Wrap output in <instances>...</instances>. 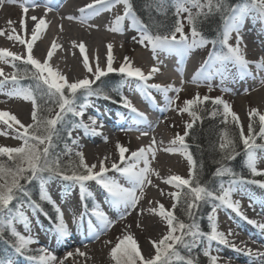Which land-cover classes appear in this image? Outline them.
Instances as JSON below:
<instances>
[{
    "label": "snow or ice",
    "instance_id": "6c2138e0",
    "mask_svg": "<svg viewBox=\"0 0 264 264\" xmlns=\"http://www.w3.org/2000/svg\"><path fill=\"white\" fill-rule=\"evenodd\" d=\"M9 2H12V0H9ZM118 3L124 5V14L115 18L109 30L112 32L120 31L123 21L126 18H131L133 24L137 26L140 32L139 42L151 49L154 58L160 52L186 54L192 49L207 43L215 45L219 42L222 45L221 53L209 54V59L204 62L197 77L193 78V83H197L198 79L208 81L214 73L223 75L222 69L228 63H234L242 70H247L249 61L244 58V54L238 46L240 38L237 37V46H232L229 43L231 34L239 32L243 18L250 13L255 12L258 18L264 22V0H242V3L235 7L226 6L225 0H173L177 19L174 27L166 34H153L147 25L139 21L132 10L130 0H92V3L79 9L81 13L80 22L86 23L92 15H98L101 9L110 11ZM20 7L23 12L26 13L28 11L26 5L21 4ZM45 7L46 11L51 10L49 6L46 5ZM184 13H187V16L182 19L181 17ZM214 13H222L223 31L220 34L219 41H208L202 35L198 25L202 22L201 17L207 19ZM31 19L35 21L36 17L33 16ZM67 19L74 20L76 18L69 16ZM185 21L190 27V34H186L184 31ZM45 27V21L41 18L32 29L31 39L28 41L22 39L20 35L9 34V40L18 41L20 44L25 45L28 53L26 57L14 54L8 49L0 48V63L10 64L14 70L10 76L14 90L6 94L9 97L14 96L26 102L30 101L32 105V122L27 125L21 123L15 115L7 111H0V123L11 129L15 133L14 138L21 142L16 147H0V158H7L6 161L0 159V217H3V222L0 223V239H3L5 232L10 233L15 238L12 247L20 255H25L28 251V246L34 241L15 229L14 224L17 219L23 221L25 229L29 227V223L27 217L20 212L19 207L16 208L17 215H11L13 201L17 200L22 194L29 198V206L31 208L43 212V208L38 202L31 201L30 194L26 188L27 184L32 183L34 180L40 182V200L53 204L58 213L56 231L61 236H66L68 230L63 221V215L59 207L55 206V203L51 201L45 191L46 180L56 177L72 184H77L80 186L82 193L85 191L86 182L95 181L107 192L114 206L127 211L137 206V203L143 197L146 184L151 183L149 177L156 174L150 168L151 161L149 159V154H151L153 159L155 158L154 140L149 147H142L137 151H132L129 156L125 155L129 152V149L117 143L116 149L120 163L124 165L123 167L113 163L111 169H108L104 161L101 160L98 171H94L97 165L92 164L89 166L85 162L84 154L81 151L75 152V156L78 158L77 162L70 161L67 166L61 163L59 154L54 152L59 126L64 123L69 113L74 117H83L84 109L87 107L86 104L78 105L76 103L77 94L80 93L86 97L101 95L100 90L94 88L93 85L108 73L116 72L124 78L134 79L143 83L151 79V73L146 76L140 68L133 67L128 62V57L124 58L125 63L121 64L119 68H114L111 45H108L109 53L106 68L96 66L93 69L90 67L88 57L85 55V46L81 43L80 53L83 56V67L92 76L91 78L86 77L70 82L65 75L50 66L48 59L41 62L34 58L33 44L39 38L38 32ZM20 28L21 30L25 28L23 18L20 20ZM0 35H3V33H0ZM56 47L57 45H52V48L47 53L48 58L52 57ZM223 49H227V51L225 52ZM17 61L25 67L20 68L16 63ZM29 65L31 68L27 67ZM257 67H261V65H257ZM156 71L158 69H152L153 73ZM3 75V72L0 71V76ZM25 79L32 80L33 85L28 88L21 86L19 82ZM8 82V76L0 79V91H3ZM151 87H155L165 94L170 90L179 92V89L161 88L159 85H151ZM105 98L108 97L105 96ZM122 99H124V107L136 113L141 119H145L143 113H139L125 98L122 97ZM208 100L209 97L205 96L202 98L197 94L192 99L184 101V107L181 111L187 112L192 116L193 123H188L185 126L183 135L178 134L175 136L171 141L173 147L164 149V151L170 153L179 152L189 165L187 178L180 175H171L164 181V183L176 189V191L170 193L173 199L172 208L166 209L163 205H157V208L153 210L157 216L166 222V235H163L159 240L151 241L154 254L150 257L142 255L138 242L132 234L123 235L118 238L109 253L114 264H197V261L192 257L183 256L181 249L190 252L194 247L203 244L205 240L231 247L235 251H243V249L232 243L225 233L218 230L215 213L217 207L222 206L231 209L243 219H247L240 212L239 202L232 199L234 191L239 190V186L242 184H256L260 188H264V180L247 179L237 174L228 164V162L235 160L241 155L238 149L242 145L243 155L246 157L245 166L250 175L252 177H264V170H260L257 167V153L258 151H264V114H260L255 108L251 109L248 113L249 123L247 133H245L238 115L232 111L231 106L220 98L212 100L214 105L222 106L223 120L221 123L225 125L220 133L218 148L220 158L215 161L219 166L213 173L214 178H219V187L218 189H212L208 184L201 182L200 172L202 171V165H197L192 154L188 151L186 143L189 130L193 128L194 122L202 119L198 115L201 111V106ZM173 103H175V99L170 98L168 100L169 106ZM53 112L54 115H51ZM217 114L219 113H212L213 116ZM257 118L259 121L258 131L256 130ZM89 119L90 123L81 121L79 124H75L74 128H83L86 133L97 134L95 128L96 120L94 118ZM229 122L234 125L235 129L239 130L238 137L234 131L227 127ZM74 128L68 129L67 135L72 144L77 145L78 141L72 137ZM143 134L146 135L147 133ZM0 135H8V133L4 132L0 133ZM65 148L67 150L65 154H69L71 150L68 149L67 144H65ZM127 161L132 162L127 163ZM141 163L143 167H140ZM110 170L120 173L128 181L130 187H125L118 183L117 180L109 177L107 173ZM225 177L228 178L226 182L224 180ZM208 202L219 203L214 205L212 213L208 216L210 231L203 232L196 222V210L201 203ZM177 206H182V210L190 222L180 220L176 216L175 209ZM5 213H8V215L5 216ZM92 214L101 221L104 231L112 226V221L97 207L92 209ZM120 218L123 219V215ZM248 223L256 225V221L253 220H248ZM257 226L264 230V224ZM105 243L109 242L106 241ZM41 251L43 253V250ZM75 254L79 256L85 255L79 249L76 250ZM203 254L208 257L209 264H218L219 257L212 255L207 248ZM246 254L264 257V253H253L251 249ZM73 255L72 252H68L65 259ZM27 258L29 260L36 259L34 256H28ZM39 259L41 264H55L57 257L50 253H43ZM0 264H6V262L0 259ZM60 264H63V261Z\"/></svg>",
    "mask_w": 264,
    "mask_h": 264
},
{
    "label": "rangeland",
    "instance_id": "374dc122",
    "mask_svg": "<svg viewBox=\"0 0 264 264\" xmlns=\"http://www.w3.org/2000/svg\"><path fill=\"white\" fill-rule=\"evenodd\" d=\"M7 1L8 0H0V28H1L0 33H3V35H0V48L8 49L9 51L14 53L13 50L9 49L8 46L5 45V44H10V41H7L6 39L3 40L2 37L7 35L6 32L8 31L13 32V30H15L14 32L18 33L19 31L18 21H20L19 15L23 14V12L21 13L22 8L19 6L22 4L23 1L20 2L19 0V4H20L19 6L18 4H11ZM116 8L118 9V16L124 14V5L122 3H118V5H116ZM7 9L16 10L15 13L16 14L18 13L17 22L16 21L13 22L14 19H11L9 17V14H6ZM34 13H37V12L35 10H30L28 13L26 12L25 15L27 16V18H24L26 19L24 21L27 22V19H30ZM49 13H46V12L38 13L37 15L39 16L36 17L37 22L41 18L44 19L45 23L55 21V18L49 17L50 16ZM250 15L258 17V15L255 12L250 13L243 18L241 25L246 23V18L249 17ZM184 17L185 16L182 15V19ZM254 26H256L257 28L258 24H255ZM184 31L186 34H190L189 28L185 27ZM78 32L80 31L78 30L75 32H69V35L67 36L68 40L72 43H75V45L85 42L83 39V35L80 36L81 34ZM89 33H95V32L90 31ZM113 34H114L113 37L117 38V43L115 41L113 42L119 46L118 52L120 54L122 64L125 63V60H124L125 57H128V62L132 63V57L136 53H142V54H145L146 56L150 55V57L154 58L151 49L145 45H142L139 42L140 32L137 26L133 24V21L131 18H126L122 23L121 30L118 32H113ZM239 34H240L239 32L238 33L233 32L231 34V38L229 40V43L231 45L237 46V37L240 38ZM261 37L262 39L260 40ZM261 37L259 38L252 37V38H255L256 41L257 39L259 40V42L257 41L256 43H253L254 46L264 45V35ZM258 43H260V45ZM238 46L243 52L240 42ZM16 48L19 49L17 46ZM98 48L100 50H104L105 49L104 42L102 41L98 42ZM210 50H211V43H207L203 46H199V47L192 49L190 52L186 54H179L176 52H172L171 57L173 59V63L171 62V64H174V65L177 64V65L184 67L186 66L185 64L189 62V58L190 59L194 58L198 67L200 66V70H201V68L203 67L204 61L207 59V56L209 57ZM61 52H63L62 48H61ZM61 52L59 54L57 53V56H61L62 55ZM90 52H91V49L89 48V55H90ZM168 54H171V53H168ZM22 56H23V53H22ZM160 57H167V53H163V52L157 53L155 58L160 59ZM34 58L37 59L38 56L36 55ZM147 61L150 62L149 59H147ZM16 63L18 65H23L19 61H17ZM0 64L4 65V63H0ZM3 65H0V67L1 69L3 68L6 76L9 77V82L6 83L8 85H5L7 87L4 88L3 91H0V95L6 96L8 100V102L6 103L7 105H10L12 109L15 107L23 106L24 111L28 112L29 109L32 108L30 101L26 102L23 99H19L14 96L9 97L6 94L14 90V86L10 81V76L13 72V68L11 66H8L7 64H5L4 66ZM28 67L31 68L30 65ZM237 69H240V72H237L238 71ZM247 70H242L238 65L234 63H229L225 66L224 69H222L223 75L214 73L213 76L208 81L198 79V82H197L198 86H194L192 88L187 87L188 91H191V92L169 91L170 93L167 96H162L161 91L157 90V88L155 87H151V85H159L161 88H164L162 87L161 82H157V81L153 82V81L147 80L146 83H142L141 85V89H144L143 91L145 92L140 90V97L143 98L144 100L140 98L139 101H136L138 102L137 104H134V100H129V99H126V100L134 108L136 107L138 108L144 102L146 103L149 102L150 104H154V103L162 101L163 105L161 108L163 109V113L171 114V119L168 121V123L164 125L162 129L164 130L165 133L170 134L171 141L175 138L176 135L178 134L183 135L185 131V126L188 123H192L193 117L190 116L187 112L181 111V109H183L184 107V101L188 99H192L197 94H199V96L202 98L205 96L209 97V100L207 102L212 103L213 99L220 98L226 103H228L231 106L232 111L238 115L240 122L243 125L244 131L245 133H247V126L249 123L248 113L251 111V109L253 108L257 109L260 114L264 112V106L257 107L255 105L254 98L252 99V94L262 92L264 91V88L262 89L261 87L254 88L252 85L251 86V88L253 87L252 90H250L249 92L243 93L244 89H248L246 87L248 76H249V75H246ZM112 74L114 75L117 74L116 76L120 75L116 72L108 73L107 75H112ZM122 79L125 80L128 78L122 77ZM67 80H70V79L67 78ZM180 81L183 82V80L181 79ZM19 83L21 86L24 87L23 85L24 82L20 81ZM129 83L133 84L134 79H128L126 83L122 85L121 89L124 92L127 90L126 89L127 84ZM24 88H26V85ZM209 88H211V90H209ZM143 93H146L151 96H155L159 99L154 100V101L151 99L148 100ZM166 98L168 99L166 100ZM170 98L175 99V103H173L171 106H169L168 104V100ZM86 100L87 102L85 104L87 105V107L84 109L83 117L72 116L73 123L71 125V128H74V125L79 124L81 121H83L84 123H90L89 118H94L96 120V125L97 124L103 125L104 126L103 130L107 129L111 134H113L111 138H109L108 136H106L105 138L108 140H111V142H114V143H109L108 145L105 143H99V144L97 143V146L101 150L98 156L99 157H103V156L110 157L114 159L113 163H116L119 166L123 167L124 165L120 163V158H119L118 151L116 149V145L117 143H119L122 146H126L128 144L129 138L131 139V137L133 136L132 135L130 137L129 133L122 135V132L124 130L122 129L123 128L122 126H123V123L125 122V119H127L128 117L127 115L124 118L125 113L129 112L130 114L133 112L124 106L117 107L113 103L105 102L103 100H96L93 97H88ZM98 101H100V103ZM146 103L144 104L146 105ZM144 104L140 107L141 108L140 112H144V110L148 109L145 107ZM260 110L261 111L263 110V111L261 112ZM118 111H121L120 113H124V116L123 115L118 116L116 114V112ZM9 113L14 115L13 111ZM51 115H54V112ZM26 117H25V114L16 116V118L21 123L27 125V124H30L32 121L30 120L28 123L26 121ZM99 119H102L104 122L108 123L107 124L108 126L103 124L104 122ZM258 122L259 121L257 118L256 120L257 125H258ZM5 128H6V131L0 128V133L7 132L8 134L9 133L13 134L15 137V133H13L11 129H8L6 125H5ZM145 131H149V129ZM6 136L8 135H0V137H5V138ZM72 137L78 141V144L73 145L67 135V142L68 140H70V144H67V146H68V149H70L71 151L69 154H65L67 151L66 148L64 147L65 145L61 146L60 148L64 152L62 153L63 155L61 157V161H64L65 163H69L70 161H75V159L77 158L75 156V152L81 151L84 154L85 162L89 166H91L92 164L87 162V151H88V148L91 146V144H89L91 143V139H89L88 133H86L83 128H74V130L72 131ZM132 138L136 139L137 137H132ZM157 140L158 139H154L155 143L157 142ZM9 142L10 143L8 145H2L0 147H16V146H19V144L21 143L19 140L15 138L9 140ZM149 142L152 144L153 139H150ZM149 142L146 141L145 145H147V143ZM125 155L128 156V153H126ZM176 155H177V159L181 160L182 162L180 165L181 168L179 170L178 175H180L181 177L187 178L188 171H189L188 162L184 158V156L181 155L179 152H176ZM257 157H258L257 167L260 170H264V151H258ZM99 162L100 160L97 159L96 162L94 163L97 165V168L94 169V171H98ZM131 162L132 161H128L127 163H131ZM140 167H143L142 163L140 164ZM106 168L111 169V165L107 166ZM107 175L117 180V182L120 183L121 185H123L122 184L123 180L127 181L123 176L120 175V173H117L114 170L108 171ZM154 180L158 183L165 185V193H162L159 189H157L153 183H147L144 191L146 193H152V195L154 196L156 201L160 203V205H163L166 209H171L172 204H173V199L170 193L173 191H176V189L166 183H163L161 178L154 177ZM36 182L38 183V187L40 191V182L39 181H36ZM99 186L100 185L97 184L95 181H88L85 184V191L82 193L80 190V186L77 184H72L70 182H67V181H64L62 179H58L55 177L46 180L45 191L47 195L50 197L51 201L53 202L56 201V203L59 205L60 212L63 215V221L65 225L67 226V230H68L67 235L70 233V231H72L70 228L68 229V225H69L71 218L69 217V215L67 216L65 215L64 208L67 203L72 202L73 206L77 209L76 215L78 214L76 216L77 218H75L74 220L78 222L79 225L82 227L84 231L82 232L83 235L85 234L84 235L85 237H90L95 234L96 235L95 238H97V236L99 237L100 235L106 233L105 236L108 235L106 241H108L109 243H104L103 246L106 251H109V253H110L111 248L117 242L118 238H121L123 235L130 233L133 235L136 241L141 244L139 245L138 243V247L140 248L142 255H144L145 257H150L151 255H153L154 249L152 248L151 241L159 240L163 235H166L167 233L166 222L163 221L159 216H157L155 212L153 211L154 209L157 208L156 202L150 203L147 200V198L142 197L137 203V206L134 209H131L130 213L123 216L124 218L122 219V223L119 224L118 227L116 226L117 224H113V226H111V229H114V230L109 234L110 228L104 231L101 221L92 214V210L88 211L89 209L87 205H85L84 203L82 205V202H83L82 199L84 200L90 199L91 205H92L91 209H93L94 207H97L100 211L105 213L107 218L111 221L112 216H113V213L111 212H114L116 206H114L113 203L111 202V198L109 197L107 192L101 186L100 187ZM61 197H63V200L60 199ZM93 197H96L98 200L101 198H104L103 200L104 203L103 202L97 203V206H96L95 200L97 199L94 200ZM232 199L234 201H238L240 204V207L241 206H253L254 204L257 206H255V209H252L253 214L251 215H248L244 213L243 211H240L244 217H247V219H243L240 215H237L234 211H232L229 208L222 207V206L217 207L215 215L217 218L216 222H217L218 230L222 232L223 227L225 226L231 227V229L234 231V235L236 238L239 237V238L247 239L248 235L247 233H245V230L244 232L240 233L239 228H243V229H249V227L258 228L257 225L263 224L262 217L259 215V210H260L261 205H264L263 204L264 188H260L259 186H256L254 184H242L239 186V190L234 191L232 195ZM218 203L219 202L214 203L213 206L211 207L213 208L214 205ZM99 204L101 206H99ZM17 207H19L20 212L23 213L25 217H27L29 227L25 229L24 223L20 219L16 220L14 227L19 233H21L25 237H30L34 242L28 246V251L26 253V256L20 255L16 253L15 250H11L7 248L6 249L7 258H5V260L10 262V264H41L39 257L43 253L51 254L53 244L56 242L55 239L58 240L59 238H64L65 236H61L56 231V227H54V225L51 222H47L45 218L42 215H40L41 214L39 213L40 211L34 210L33 208L29 206V204H26L24 201L20 200L19 197L17 200H14L11 205V208H12L11 215L13 216L17 215L16 213ZM124 213H122V215H124ZM7 215L8 213H5V216ZM133 215L134 216L136 215L135 217L136 220L135 218H133ZM248 220L256 221V225L248 223ZM2 222H3V217H0V223ZM72 225L73 224L69 226H72ZM228 239L230 238L228 237ZM96 245H97L96 242H94L93 240V246H96ZM198 246L202 248L203 253H204V250L207 248L211 252L212 255L218 256L219 257L218 264H221L222 260L225 259L223 254L231 251V248L224 246V245H219L214 241L208 242L205 240L203 244L198 245ZM145 248L147 249V252L145 251ZM41 250H43V253ZM95 254L96 253H92L91 256H94ZM28 256H34L36 257V259L29 260L27 258ZM107 260H108V264H114V261H112L109 254H108Z\"/></svg>",
    "mask_w": 264,
    "mask_h": 264
},
{
    "label": "bare ground",
    "instance_id": "6f19581e",
    "mask_svg": "<svg viewBox=\"0 0 264 264\" xmlns=\"http://www.w3.org/2000/svg\"><path fill=\"white\" fill-rule=\"evenodd\" d=\"M21 1H23L22 4L28 7L27 13L30 10H35L37 12L33 14L34 17H38V13L50 12L49 17L55 18V21L45 23L46 27L42 31L38 32L39 38L33 44V55L34 57L37 55V59L41 62H43L45 59H48L50 66L53 67L55 70L59 71L61 74L65 75L66 78L70 79L68 81L75 82L78 79H83L86 77L91 78L92 76V74L87 72L83 67V56L80 53V44L75 45V43H72L68 40L67 36L69 35V32H75L79 30L80 32L78 33L81 34L80 36L83 35V39L85 41L83 42V45L85 46V55L88 57L89 65L93 69H95L96 66L106 68L109 53L108 45L112 46L111 53L113 57V67L119 68L121 66L122 61L118 52L119 46L116 44L117 38H114L113 32L109 30L113 24V21L118 16V9L116 8V5L118 4H115L110 11H105L101 9L98 15L94 14L90 19L87 20L86 23H81V13L79 9L84 8L86 5L92 3V0H20V2ZM7 2H9V0ZM9 3L18 4V6L20 5L19 0H12V2ZM46 5L51 8L50 11H46V7H42ZM37 8H44V10L40 11ZM15 12L16 10L14 9L6 10V14H9V17L11 19H14L13 22L18 21V13L16 14ZM22 12L23 10L21 9V13ZM19 16L20 20L22 18H27L25 12H23V14ZM69 16L75 17L76 19L69 20L67 19V17ZM18 22V33L8 31L6 32L7 35L3 36L2 39L10 41V44L5 45H7L9 49L13 50L15 54L22 56L23 53V56L26 57L28 53L25 45L20 44L18 41L9 40L8 36L9 34H16L20 35L21 38L26 41L30 40L32 35V29L35 27L37 20L34 21L31 18L27 19V22H25V28L23 30H21L20 28V21ZM255 24H258L257 28L259 29L254 26ZM240 26L241 27L239 29V42L241 43V48L243 49L244 58L249 61L248 70L246 71V75H249L246 85L248 89L243 90V93H245L252 90L253 87H261V89L264 88V45L254 46L253 43H256L257 41L259 42V40L257 39L256 41L255 38H252H259L264 35V22H262L260 18L250 15L246 18V23L242 25L240 24ZM90 31H93L95 33H89ZM261 39L262 37L260 38V40ZM100 41L104 42V50H100L98 48V42ZM113 41H115L116 43H114ZM260 43L258 44L260 45ZM53 44L57 45V47L55 48L52 57L48 58L47 53L52 48ZM16 46L19 49H17ZM61 48L63 52H61ZM89 48L91 49L90 55ZM60 52L62 54V57L57 56V53L59 54ZM171 55L172 52L171 54L167 53V57H160V61L159 58H153L150 57V55L146 56L142 53H136L132 57L131 64L133 67L140 68L146 76L151 73V79H149V81L161 82L162 87L164 88L179 89V91L186 92L188 91L187 87L192 88L194 86H198V83L192 82L193 78L197 77V74L200 70V66L198 67L194 58H192L193 60L189 61L187 64H185L186 66L183 67L177 65L176 63L175 64L177 66L171 64V62L173 63ZM147 59H149L150 62H148ZM7 65L10 66V64ZM257 65H261V67H257ZM153 68L158 69V71L153 73ZM0 71H2L4 74L3 76H0V79H3L6 74L4 73L3 68L1 69V67ZM180 79L183 80V82H181ZM142 83L143 82L134 80L133 84L129 83L127 85L126 91L128 93H131V96H135V98H141L140 90H144L141 89ZM252 85L253 87L251 88ZM6 87L7 86H5L4 88ZM169 93L170 92L168 91L167 94ZM253 98L257 107L264 106V91L252 94V99ZM141 99L144 100L143 98ZM6 102H8L6 96L0 95V111H13L15 116L25 114V117L27 116L26 121L29 123V121L31 120L32 108L29 109L28 112L24 111L23 106L15 107L12 109L10 105H7ZM143 104L144 103H142V105ZM142 105H140L138 108H135L138 110L139 113L141 110L140 107ZM162 105V101L154 104H150L149 102L146 103L145 107L148 108L147 110L152 114L154 119H152L151 117H145V119H141V117H139L136 113H131L128 115V122L123 123L122 129H143V132L144 130L149 129V131H145L147 133L146 135H144L143 133H140L138 135L134 132V135H136L137 138H129L128 144L125 146L129 149L128 156L132 151H137L142 147L147 148L152 145L149 142L150 139H158L154 145L155 158L153 159L151 154H149V159L151 161L150 168L156 174L151 175L149 179L157 189H159L162 193H165V185L156 182L154 180V177L161 178L164 183V181L171 175H178L182 162L181 160L177 159L176 152L170 153L164 151V149L173 146L171 145L170 134L165 133L162 129L164 125L168 123V121L171 119V114H164L163 109L161 108ZM262 114H264V112H262ZM103 124L108 126V123L106 122H104ZM0 128L6 131L5 125L2 123H0ZM95 128L97 134H91L90 132L88 133L89 139H91V143H89L91 144V146L88 148L87 151V162L94 164L96 160L99 159L100 161L103 160L105 166L107 167L113 164L114 159L107 156L99 157L98 154L101 150L97 146V143H105L107 145L109 143H114L111 142V140L105 138L106 136L111 138L113 134L109 133L108 130H103V125L97 124ZM99 133H104L105 136H102ZM143 136H148L149 138ZM11 139H14V135L10 133L8 134V136H6V138L0 137V146L8 145L10 143L9 140ZM146 141L149 142L147 143V145H145ZM68 142L70 143V140H68ZM122 184L125 187H130L128 181L123 180ZM143 198H147L150 203L156 202L157 205H160V203L156 201L152 193H146L144 191ZM93 199L95 200L97 198L93 197ZM103 200L104 198H101L99 200L97 199L95 200V203H101L103 202ZM99 206L101 205L99 204ZM255 206L257 205L254 204L253 206H241L240 211L251 215L253 214L252 209H255ZM76 210L77 209L73 206L72 202L67 203L64 208L65 215H69V217L71 218L69 225L73 224V227L68 225V229L70 228L72 231H70V233L67 235V238H64L63 240L61 238H59L58 240L55 239L56 242L53 244L51 252L52 255L57 257L55 264H60L61 261H63V264H108L107 258L109 251H106L103 246L107 240L108 235L105 236L106 233H104L98 238H95V234L90 237H85V234L83 235L82 233L84 232L82 227L79 225L78 222L74 220L75 218H77L76 216L78 215H76ZM130 211L131 209L125 211L123 208L115 207L114 212H111L113 213L111 219L112 226L113 224H117L116 226L118 227L119 224L122 223V219L120 218L122 213L125 212L123 215L125 216L130 213ZM259 215L262 217L264 224V205H261ZM135 217L136 215H133V218ZM113 230L114 229H111L110 227L109 234ZM244 230L245 233H247L248 235L247 239L239 237L236 238L234 235V231L231 229V227H223L222 232L225 233V235L230 238L229 240L234 243L238 248L243 249V251H235L231 247H229L231 248V251L223 254L225 259L222 260L221 264H264V257H261L259 255L250 256L246 254L249 249H251L253 253H264V230H261L259 227H249V229L239 228L240 233L244 232ZM229 233H231V235H229ZM93 240L94 242H96V246H93ZM139 245L141 244L139 243ZM77 249H79L81 252H84L85 255L79 256L75 254ZM145 251L147 252L146 248ZM68 252H72L74 255L65 259ZM92 253L96 254L94 256H91Z\"/></svg>",
    "mask_w": 264,
    "mask_h": 264
},
{
    "label": "trees",
    "instance_id": "16d2710c",
    "mask_svg": "<svg viewBox=\"0 0 264 264\" xmlns=\"http://www.w3.org/2000/svg\"><path fill=\"white\" fill-rule=\"evenodd\" d=\"M130 3L136 18L147 25L153 34H166L170 29L174 27L177 17L175 15V8L173 7V0H130ZM225 3L228 7H235L241 4L242 0H225ZM182 15L186 17L187 13H184ZM201 21L202 22L198 25V27L205 39L208 41H219L220 34L223 31L222 13H214L207 19L201 17ZM185 25V27L189 28L190 30V27L187 25L186 21ZM221 51L222 45L219 42H217L215 45L211 43L210 53L219 54L221 53ZM223 51L226 52L227 49H223ZM18 66L20 68L25 67L24 65ZM21 81L24 82L23 85L24 87L26 85V88L33 85V81L30 79ZM123 84L124 80L121 76H116L114 74L105 75L101 77V79L97 81L95 85H93L94 88L100 90V92L102 93L101 95H92L86 97L85 95L78 93L76 103L78 105L85 104L88 97H93L96 100L122 104L123 99L121 87ZM105 96H107L108 98H105ZM213 112H218L219 114L213 116ZM222 112V106L214 105L211 102H206L201 106V111L198 113V115L201 116L202 119L196 120L194 122L193 128L189 130V136L186 138L188 151L192 154L194 160L197 162V165H202V171L200 172L201 182L208 184V186L212 189H218L219 187V178H214L213 173L219 166L215 163V161L220 158V153L218 150L220 143V133L225 127V125L221 123V121L223 120ZM45 114L48 115L47 113ZM72 123V115L71 113H69L65 118L64 123L59 126V134L56 138L54 152L56 154H59L60 161L63 155L62 153H64L60 147L68 143L67 130L71 128ZM227 127L230 130L234 131L238 137L239 130L235 129L234 125L231 122H229ZM258 127L259 122L258 125L256 123L257 131ZM238 150L241 152V155L238 156L235 160L228 162L229 166L237 174L242 175L247 179L264 180V177H252L250 175L247 167L245 166L246 157L243 155V146L240 145V148ZM0 159H3L5 161L7 160L6 157ZM77 161L78 158H76L73 162ZM61 163L65 166L69 164L65 163L64 161H61ZM227 179V177L224 178L225 182L227 181ZM26 188L30 194L31 201L38 202L43 208L42 213L45 215V219L48 222L55 223L56 213L54 212V209L51 207V205H49L45 201L40 200L39 188L36 180H34L30 184H27ZM19 198L26 204L30 203L29 198L23 196L22 194L19 196ZM214 203L216 202L201 203L196 210V222L203 232L210 231L208 216L212 213L213 208L211 206H213ZM175 214L180 220L190 222L188 221V217L186 216L185 212L182 210V206H177V208L175 209ZM14 241L15 238L9 235L8 232L4 233L3 239H0V259L6 261V249L8 248L14 250V248L12 247ZM181 254L185 257H192L197 261V264H208V259L203 254L202 248H200L199 246L194 247L190 252L188 250L181 249ZM24 256H26V254Z\"/></svg>",
    "mask_w": 264,
    "mask_h": 264
}]
</instances>
